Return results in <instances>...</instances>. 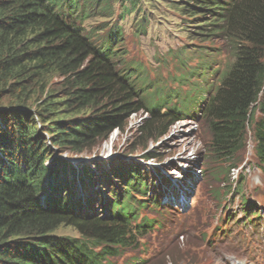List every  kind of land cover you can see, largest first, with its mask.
Instances as JSON below:
<instances>
[{
	"label": "trees",
	"instance_id": "1",
	"mask_svg": "<svg viewBox=\"0 0 264 264\" xmlns=\"http://www.w3.org/2000/svg\"><path fill=\"white\" fill-rule=\"evenodd\" d=\"M116 2V19L85 25L92 16L112 13ZM127 14L140 34L171 21L190 40L183 52L200 61L180 79L204 73L213 54L228 55L215 92L201 97L207 99L201 116L210 135L207 178L235 167L248 130L254 154L264 162V0H0V264H114L111 258L135 230L152 228L154 219L146 216L131 225L147 207L143 196H135L146 192L137 166L111 171L118 177L121 170L123 189L111 191L107 214L91 210V196L90 207L80 212L68 179L78 172L58 157L90 153L132 113L148 115L139 127L145 142L184 118L181 96L172 101L175 92L149 89L151 81L125 59L122 45L114 48L123 40ZM189 56L179 64L185 67ZM217 160L229 164L210 169ZM81 173L86 187L94 174L87 168ZM259 213L252 210V220ZM62 228L77 235H60Z\"/></svg>",
	"mask_w": 264,
	"mask_h": 264
},
{
	"label": "rangeland",
	"instance_id": "2",
	"mask_svg": "<svg viewBox=\"0 0 264 264\" xmlns=\"http://www.w3.org/2000/svg\"><path fill=\"white\" fill-rule=\"evenodd\" d=\"M120 10V4L116 2L112 13L106 17L92 16L85 20V25L95 26L110 17L116 19ZM157 33L160 35L155 36ZM118 45H122L126 51L125 59L137 66L136 71L145 74L151 81L149 89L161 85L164 91L175 92L170 97L172 101L188 92L189 96L180 100L181 109L187 115L185 119L174 121L165 135L157 140L145 142L141 138L139 127L148 115L140 111L127 116L123 128L114 129L90 153L70 155L66 152L58 156L68 160L78 172L74 175L69 173L68 179H72V193L80 212L90 207L86 200L88 196L94 198L91 210L100 214L109 212L107 206L111 204V191H122L121 170L115 175L118 177H113L111 173L112 170L116 172L117 168L121 169L120 166H137L146 177L149 191L142 196L146 198L148 206L140 208V216H157L149 208L153 195L173 210L171 214H162L167 221L161 222V227L135 234L134 238L128 240L130 244L123 246L120 254L111 260L114 264H127L136 257L143 261H138V264H264V219L257 218L245 224L243 222L247 216L241 212L243 208L249 209V218L254 209H261L264 214V162L254 154L251 131H247L245 147L236 154L232 161L235 167L230 169L228 175L216 176L206 184H203L200 176L201 169L204 173L203 160L210 141L198 109L202 100L200 96L205 94L204 90H209L205 84L215 83L214 79L228 63V55L213 54L201 70L204 73L180 79L179 75L185 68L200 61L197 54L183 52L184 48H191L190 40L176 31L171 21L162 23L161 28H150L146 35L140 34L128 14L123 26V40L114 48ZM179 49V56L176 57L174 53ZM189 54L186 66H181L180 58ZM196 81L198 84L193 86ZM215 89L216 84L210 96ZM2 105L5 104L0 102ZM26 108L34 109L28 104ZM34 121L38 122L37 116ZM226 164L229 163L211 161L209 168L214 170V167ZM84 168L94 174L86 187L79 180L84 178L81 173ZM239 179L242 184L238 188L236 181ZM181 184L182 188H176ZM216 188L219 194H215ZM195 197L199 198V202L196 203ZM175 208L178 212L174 211ZM226 232L228 235L223 236ZM58 233L77 235L70 228H62Z\"/></svg>",
	"mask_w": 264,
	"mask_h": 264
},
{
	"label": "bare ground",
	"instance_id": "3",
	"mask_svg": "<svg viewBox=\"0 0 264 264\" xmlns=\"http://www.w3.org/2000/svg\"><path fill=\"white\" fill-rule=\"evenodd\" d=\"M182 186H183V184L176 186V188H182ZM186 186H187V185H185V187H186ZM185 187L183 188V191H185ZM165 189H166V187H165ZM170 189H171V187H170ZM186 190H187V189H186Z\"/></svg>",
	"mask_w": 264,
	"mask_h": 264
},
{
	"label": "clouds",
	"instance_id": "4",
	"mask_svg": "<svg viewBox=\"0 0 264 264\" xmlns=\"http://www.w3.org/2000/svg\"><path fill=\"white\" fill-rule=\"evenodd\" d=\"M178 121V120H177Z\"/></svg>",
	"mask_w": 264,
	"mask_h": 264
}]
</instances>
